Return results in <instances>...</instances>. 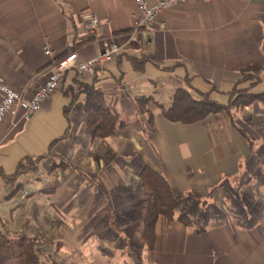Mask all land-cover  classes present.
<instances>
[{
	"label": "crops",
	"instance_id": "obj_1",
	"mask_svg": "<svg viewBox=\"0 0 264 264\" xmlns=\"http://www.w3.org/2000/svg\"><path fill=\"white\" fill-rule=\"evenodd\" d=\"M87 9L101 18L96 36L84 30ZM135 12L133 0H0V77L27 97L70 52L83 61L99 54L105 41L121 46L104 66L65 71L60 88L31 119L8 118L1 126L0 228L47 237L54 232L58 264L77 250L82 264H264V103L232 110L235 122L219 114L172 121L157 107L169 106L187 82L196 96L221 105L238 89L264 92V0H189L165 10L148 29L134 27ZM46 38L51 56L43 51ZM129 57L146 59L144 69H135ZM250 65L262 69L258 83L243 75ZM85 85L99 87L128 125L92 138ZM146 97L150 121L139 106ZM27 157L37 160V169L19 177L23 187L11 196L1 174H13ZM60 160L70 170L44 174L51 181L36 175ZM145 165L166 177L194 219L168 225L161 218L152 249L143 239ZM41 183L20 200L27 185ZM36 204L61 213L59 228L39 223ZM219 206L227 210L221 216L213 209ZM22 223L26 228L18 229Z\"/></svg>",
	"mask_w": 264,
	"mask_h": 264
},
{
	"label": "trees",
	"instance_id": "obj_2",
	"mask_svg": "<svg viewBox=\"0 0 264 264\" xmlns=\"http://www.w3.org/2000/svg\"><path fill=\"white\" fill-rule=\"evenodd\" d=\"M119 56V55H118ZM129 62L135 69H144L147 63L146 59H137L129 57ZM120 63V61H119ZM261 68L256 65L247 66L242 70L245 79L255 78L256 83L259 80ZM256 72L254 75H248V72ZM251 89H238L232 93L231 103L221 105L208 96H196L190 88V83L178 89L174 94L169 106L158 104L165 115L172 121L183 123H193L204 121L209 114L225 115L235 122L233 111H239L245 106L255 101L264 103V92L253 93ZM86 94L85 108L87 112V130L92 138H107L115 135L120 129L128 124L122 120L113 110L111 102L104 96L103 91L94 85H85L82 90ZM200 95V94H199ZM150 97L140 98L139 106L142 112L149 116L150 110L148 103ZM37 160L27 157L19 162L16 171L13 174H1L7 185L12 190L9 195L13 196L19 193L23 184L19 181L24 173L37 168ZM55 166H66L63 161ZM140 178L145 194L144 208L145 215L143 220V239L149 249H152L156 239V225L163 218L170 225L174 221L182 222L186 225L193 223V217L186 213L181 207V196L177 195L169 181L164 175L154 168L145 165L140 171ZM47 236L30 235L24 231H13L7 228H0V264H58L53 252L47 251V242L54 249L58 248L60 240L52 239L48 241ZM58 244V245H57ZM102 251L108 255L112 252L102 247ZM53 261V262H52ZM63 264V261H60Z\"/></svg>",
	"mask_w": 264,
	"mask_h": 264
},
{
	"label": "built area",
	"instance_id": "obj_3",
	"mask_svg": "<svg viewBox=\"0 0 264 264\" xmlns=\"http://www.w3.org/2000/svg\"><path fill=\"white\" fill-rule=\"evenodd\" d=\"M136 12L133 15L136 29H148L152 27L165 10L175 9L186 4L189 0H133ZM207 2L208 0H201ZM82 20L85 32L90 36H96L102 29L100 16L92 10L82 12ZM146 38V32L142 33ZM121 46L116 41H105L99 54L80 60L77 52H70L60 58L49 72L43 85L30 97L0 77V128L8 119L19 117L21 120H29L41 110L44 102L53 95L61 85V78L65 71L77 68L85 73L94 68L104 66L113 61L119 53ZM43 51L46 55H53V45L49 38L43 43Z\"/></svg>",
	"mask_w": 264,
	"mask_h": 264
},
{
	"label": "rangeland",
	"instance_id": "obj_4",
	"mask_svg": "<svg viewBox=\"0 0 264 264\" xmlns=\"http://www.w3.org/2000/svg\"><path fill=\"white\" fill-rule=\"evenodd\" d=\"M59 162L61 163V160L60 161H58V163L57 164H59ZM63 164L65 165L66 164V166H54V165H51V166H49V168H51V170H48V173L46 172V171H44V169H43V166H42V168H41V170L38 172V174H36V175H42V178H45V179H47V180H49V181H51V180H53V179H55L53 176H48V177H46L44 174H47V175H49V174H54L57 170H56V168L58 167H61L62 169H67V170H70V166H71V164L70 163H68V162H66V160L65 161H63ZM67 167V168H66ZM37 169V168H36ZM61 173V172H63L62 170H58L57 171V173ZM81 173H84V172H82L81 171ZM56 174V173H55ZM85 174V173H84ZM44 175V176H43ZM55 176V175H54ZM51 183L52 182H47V185L49 186V188H52V186H51ZM45 185L43 184V183H41V184H39L36 188H34L32 185H27L26 187H27V189L25 190L24 189V191H27V192H25L24 194H22L21 195V197H20V200L22 201V202H24V200H25V195L28 193V192H30V191H33L34 189H42L43 187H44ZM259 204V203H258ZM262 203H260V205H261ZM44 206L45 207H42V206H40V205H38V204H36V208L34 209V212H36V216H38L39 215V223H41V225H43V226H47V228H49L48 230L50 231V230H53V229H55V228H59L58 226H59V224L61 223V221H60V217H61V213L60 212H57V211H53L52 213H50L49 211H47V210H49V208H50V204H44ZM30 209V208H29ZM214 209V211H219L220 213V216L221 215H223V214H225L223 211H227V210H225V209H221L220 208V206H219V208L218 209H215V208H213ZM29 212H30V210H29ZM28 212V215L30 214ZM5 216H7L6 218H7V220L8 221H11V217H10V215H5ZM32 218L33 217H35V216H31ZM14 220L15 221H17V218H16V216L14 215ZM2 225V223L0 222V226ZM16 225V224H15ZM26 223H22V226H16V227H18V229H21V227L23 228V229H25L26 228ZM32 226H35V224H33ZM10 228H12V229H16V228H14V226L13 225H11V226H9ZM55 237H56V234L53 232V234H50L48 237H45V239H48V241H51L52 239H55ZM46 248H47V251H50V252H53L54 253V255H55V249H54V247H53V244H52V246H51V244L49 243V242H47V246H46ZM70 253V252H69ZM69 256H71V257H65V258H62V259H64L66 262H67V259H68V263L67 264H82L81 262H80V259H81V254H80V256H79V251L77 250V251H72L71 252V254H69ZM58 257V259H60L61 258V256L59 255V256H57ZM83 259V258H82ZM48 263L50 264V262L48 261Z\"/></svg>",
	"mask_w": 264,
	"mask_h": 264
}]
</instances>
